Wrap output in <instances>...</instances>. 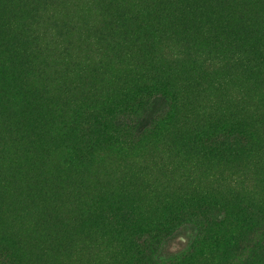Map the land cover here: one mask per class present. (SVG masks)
I'll return each instance as SVG.
<instances>
[{
    "label": "trees",
    "instance_id": "1",
    "mask_svg": "<svg viewBox=\"0 0 264 264\" xmlns=\"http://www.w3.org/2000/svg\"><path fill=\"white\" fill-rule=\"evenodd\" d=\"M180 10L176 17L197 14L190 2ZM103 12L88 2L81 19L87 28L108 21V47L119 44L117 37L130 40L139 26L142 31V23L123 30L118 18ZM132 14L141 13L129 12L135 18ZM69 16L78 19L77 13ZM244 24L256 39L252 51H238L230 30L222 35L206 24L199 42L209 47L207 53L190 47L189 59L208 54L214 60L223 58V65L240 60L251 71V84L258 78L264 87V25L253 18ZM168 27L172 33L160 34L161 24H151L149 34L159 39L183 31L174 23ZM104 43L89 39L88 50H83L57 39L39 48L45 55L40 59H34L36 54L25 43L0 52V226L32 216L39 232L57 240L51 214L79 223L83 243L75 246V259L84 258L86 264H264V147L255 146L258 135L264 134V118L259 123L222 115L214 111V102L201 105L197 116H176L174 107L185 94L172 85L174 75L187 73L185 85L194 94L204 91V75L195 72L199 67L193 62L186 67L183 53H172L167 60L157 46L141 42L137 46L143 48L142 62L134 58L140 60L139 52L125 51V58L115 59L120 65H111L97 80L96 66L88 67L87 55L99 59L106 52ZM50 52L61 60L58 77L52 79L46 63L54 66L46 58ZM30 60L35 61L29 66ZM79 73L85 74L83 82L75 77ZM204 74L211 76L207 70ZM224 83L220 78L213 86ZM255 98L263 102L260 95ZM149 109L161 119L144 126L142 114ZM97 150L105 154L95 162ZM229 158L225 169L212 171ZM66 165L78 174L73 194L63 174ZM192 219L202 231L198 245L162 259L159 249L178 222ZM0 237V264H32L17 247L18 236Z\"/></svg>",
    "mask_w": 264,
    "mask_h": 264
},
{
    "label": "rangeland",
    "instance_id": "2",
    "mask_svg": "<svg viewBox=\"0 0 264 264\" xmlns=\"http://www.w3.org/2000/svg\"><path fill=\"white\" fill-rule=\"evenodd\" d=\"M176 1L177 4L172 3L171 0H0V52L4 51L6 54L9 49H15L16 45L25 43V45L29 46V52L36 54L34 59H36L37 55H39L38 59H40L42 55L43 57L45 55L39 53V48L42 45L46 47L48 43L57 39L62 40L70 47L79 46L83 50H88L86 42L89 39L97 38L100 42H105V54L102 55L101 52L99 59L93 58L92 55H87L88 67L96 66L97 80H100L102 72H105L111 65L113 68L120 65L119 62H115V59L119 58L121 60L125 58L126 56L122 54L125 51L139 52L138 57L140 60L136 59L137 57L134 58L138 63L142 62L141 59L145 55L141 56L143 51H140L143 48L139 50L137 46L140 42L145 44V47L157 46L167 60H170L172 53H183L186 67L191 66L193 62L194 66L197 65L199 67V70L195 72L199 73V75H204L203 78L206 81L203 83L205 85L204 91L194 94L188 91V83L185 85V81L189 80L187 73L174 75L172 85H176V90H178L179 94H185V100L177 102L174 107L176 116L185 112L197 116L198 108L201 105L214 102L218 104L214 107V111L219 114L233 115L242 119L247 118V120H254L260 123V120L264 118V87L259 85L258 78L253 79L251 84V71L244 67L245 63L239 60L229 65H223L224 62H221L223 58L214 60L208 54L196 61L190 60L189 58H192V54L189 48L196 50L202 47L207 53L209 47L203 46L199 42L203 38L204 26L207 24L210 31H219L222 35H225L224 31L230 30L234 38L232 43H236L235 48L238 51H252L251 44L255 43L256 39L251 37L253 35L246 28L244 22L253 18L257 25H264V0H259L257 4L254 0ZM88 2H91L92 7L102 8L104 11L103 16L118 18L121 21L119 26L123 30L136 28L142 23V31L137 30L139 26L133 30L130 40L126 36L117 37L116 41L119 44L114 48V43L108 47L106 44V42H109V36L106 32L108 29L106 27L108 25L107 20L92 28L84 27L82 24V6ZM186 2H190L195 7L197 14L194 16L176 17V14L181 11L180 5ZM175 7H178V9L176 10ZM133 10L141 13L132 14L140 21H136L135 18L129 15V12ZM71 13L75 15L77 13L78 19L76 21H72L69 16ZM2 19H5L4 23H2ZM99 21H101V16H99ZM171 23L178 25L183 31L179 35H173L172 37L163 35L159 39L155 35L151 36L149 34L151 24H161L160 34L172 33L173 30L168 27ZM193 47L196 49H193ZM219 49H222V46ZM32 57L30 56V58ZM46 58L54 62V66L50 62H46L48 64V78L52 79L53 75L54 78L58 77L56 70L61 65L59 55L50 52ZM34 61L30 60L28 65L30 66ZM182 66L181 64L178 68L180 69ZM252 67L255 74L258 75V70L255 66ZM252 67L249 68L252 69ZM98 69L101 71L99 76ZM205 70L211 74L210 77L204 74ZM83 75L85 74L79 73L75 77L83 82ZM220 78L225 79L224 85L213 86L214 82ZM248 85L251 86L249 87ZM242 90L247 92L242 93ZM257 95L263 98V102L259 103L256 101L255 97ZM185 105L188 106L184 108ZM156 113L150 112L149 109V112L145 111L142 114L144 126H147L150 122L154 123L155 119H161L159 114ZM177 123L179 128L181 123ZM188 124H190L189 121ZM187 130L179 132L187 133ZM258 144L264 147V134L258 135L255 146ZM103 154H105L103 150L94 152V161H100V157ZM244 158L252 159L247 154H244ZM230 159L217 163L212 167V171L221 172L228 166L224 163H227ZM234 160L243 163L242 159ZM64 165L62 163V166ZM63 170L64 177L70 180L68 188L71 192V189H75V186L72 185L75 181L73 178L78 177L77 171L71 169L69 165H66ZM250 179L251 175L247 177L249 184H251ZM1 186L2 183L0 181ZM8 199L11 203L15 202V200ZM12 209L13 207H10L6 214L10 213ZM36 217L42 220L41 214H37ZM51 218L55 222L60 235L57 240H54L55 236L48 237L47 232H39L40 230H37L33 224L32 216L20 217L10 224H5V227L0 226V235L7 233L12 238L18 236V240H16L18 242L17 247L25 257L29 258L32 264H86L87 260L84 258L75 259V246L83 243V239L81 240L80 238L82 235H80V231L82 230L83 232V226L78 225L79 223L76 222H67L62 216L51 214ZM2 219L0 217V224ZM199 228V222L196 219L179 221L173 230L172 237L159 249L160 257L166 259L173 255L169 254L171 252L178 254L194 249L202 237V231ZM12 238L10 243L14 245Z\"/></svg>",
    "mask_w": 264,
    "mask_h": 264
}]
</instances>
